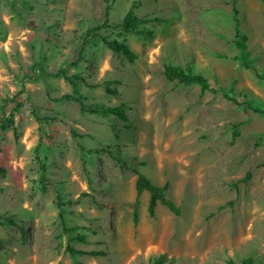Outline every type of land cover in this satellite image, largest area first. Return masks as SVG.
<instances>
[{"label": "rangeland", "instance_id": "1", "mask_svg": "<svg viewBox=\"0 0 264 264\" xmlns=\"http://www.w3.org/2000/svg\"><path fill=\"white\" fill-rule=\"evenodd\" d=\"M132 3L149 35L114 28ZM112 5L110 28L100 35L126 44L132 64L98 38L82 45L85 31L104 21V0H0V110L13 121L0 125V264H150L158 255L166 264L247 257L264 264V118L162 76L166 63L188 65L228 97L264 110L262 83L238 60L232 12L247 38L245 63L264 74L263 1ZM62 66L78 77L85 105H123L125 119L55 102L72 91L66 79L48 76ZM133 167L157 186L169 182L167 198L179 215L157 204L148 217L143 192L134 221ZM68 240L103 255L72 257Z\"/></svg>", "mask_w": 264, "mask_h": 264}, {"label": "trees", "instance_id": "2", "mask_svg": "<svg viewBox=\"0 0 264 264\" xmlns=\"http://www.w3.org/2000/svg\"><path fill=\"white\" fill-rule=\"evenodd\" d=\"M115 0H104L105 2V9H104V21L101 25L92 27L90 29H87L82 37V45H87L89 41L93 38H98L103 46L108 48L113 54H120L123 56L129 63H133V61L136 59V55L130 51L128 46L124 44L123 42H118L116 40H107L105 37L100 35L101 30L110 28L109 26V17L112 12L113 2ZM264 3V0H262ZM134 4L126 10L124 13L122 20L120 23L114 26L116 29H120L124 34H138V35H149V33H145L144 31H141L139 29L140 26V20L136 17L134 13ZM233 12V31H234V38H233V44L238 50V60L243 61V66L248 69L252 70L256 76V78L262 83L264 87V74H260L257 69L254 67L253 64H247L245 63V52H246V36L243 35L239 31V23L237 19V11L235 8H232ZM76 62V61H75ZM72 63L70 66L75 67L76 63ZM40 68L42 72H45L44 69L37 63L32 65V69L34 68ZM66 66H62L56 73L54 74H48L49 77L53 78H59L62 77L66 79L69 84L72 87V91L70 94H64L60 96L58 99H55V102H62V101H73L78 104L79 111L81 113H90V114H96L100 116H106V115H112L117 117L120 120L125 119L124 115V106L120 105L118 107H105L99 104L94 105H85L84 98L82 95H80L78 90V77L76 75L67 77L66 76ZM162 76L166 80L168 84L173 85H180L182 87H189V86H197L201 92L210 91L213 94L220 93L226 100L229 102H232L236 106H243L246 109L250 110L254 114L260 115L264 118V110L260 108L253 107L249 103H239L236 101V99L230 98L226 95L224 89L222 87H212L208 80L193 71V69L188 66H181L178 64H171L166 63L162 67ZM106 93L109 95H114L115 93L105 89ZM20 104L17 103L14 108H19ZM1 118H0V125L4 124H11L13 121L11 119V115L6 116L5 112L3 111V107H1ZM36 120L42 121L40 118H36ZM238 136L237 131L232 132V138H235ZM82 150V149H81ZM95 152V151H90ZM106 153V151H102ZM34 159L39 169V178L44 181V165L41 162L40 158L37 156V147L34 149ZM111 155V153H108ZM134 175L136 176V179L134 181V199L132 202V216L134 221L137 220V210L139 205V199L140 195L143 192H147L149 195L148 202H147V215L150 218H153L155 216V209L157 207V204H160L161 206L165 207L169 212H171L174 215H179V208L175 206L172 200L167 198V193L169 189V182L166 181L162 186H157L153 184L145 175L140 173L137 170H133ZM250 178V172L247 171L242 182L246 183L248 182ZM64 204L61 202L60 197L56 196V208H57V219L59 223L61 224V231L63 233L68 232L67 228L65 227V209ZM223 207H220L222 209ZM10 222L9 224H11ZM72 240H68L66 246H65V252L68 253L72 257H76L77 255H91V256H101L103 255L100 252H82L75 250L71 246ZM150 264H166V258L164 255H158L154 257ZM227 264H234L231 260L227 261ZM239 264H254V259L251 257L243 258L240 260Z\"/></svg>", "mask_w": 264, "mask_h": 264}, {"label": "crops", "instance_id": "3", "mask_svg": "<svg viewBox=\"0 0 264 264\" xmlns=\"http://www.w3.org/2000/svg\"><path fill=\"white\" fill-rule=\"evenodd\" d=\"M132 5V4H131ZM130 7V6H129ZM135 8H134V13H135ZM135 15H136V13H135ZM136 17H137V15H136ZM138 18V17H137ZM134 168V170H137L135 167H133ZM137 171H139V170H137ZM140 172V171H139ZM141 173V172H140ZM143 174V173H142ZM135 179H136V176H135Z\"/></svg>", "mask_w": 264, "mask_h": 264}]
</instances>
